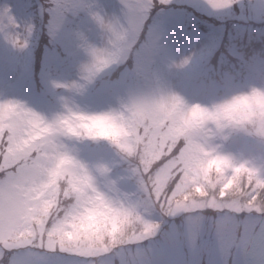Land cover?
<instances>
[{"label": "clouds", "instance_id": "1", "mask_svg": "<svg viewBox=\"0 0 264 264\" xmlns=\"http://www.w3.org/2000/svg\"><path fill=\"white\" fill-rule=\"evenodd\" d=\"M172 4L29 0L25 18L0 4V41L62 66L45 68L47 111L0 98V264H150L145 242L190 217L230 254L264 250V72L210 68L186 95L175 76L194 54L170 53L154 22ZM259 43L242 65H264Z\"/></svg>", "mask_w": 264, "mask_h": 264}, {"label": "rangeland", "instance_id": "2", "mask_svg": "<svg viewBox=\"0 0 264 264\" xmlns=\"http://www.w3.org/2000/svg\"><path fill=\"white\" fill-rule=\"evenodd\" d=\"M173 3L184 5L185 8L163 12L155 25L165 37L170 28L166 26V20H170L171 25L177 23L180 25L181 31L184 32L185 39L191 42L189 49L184 46L180 47L177 40L178 36L174 34V31L167 34L168 38L165 40L170 53L187 54L192 52L194 54L189 66L175 76L177 87L182 92L186 86L192 84L191 81L199 73L207 71L208 57L218 51L221 44L220 39L223 36L221 27L210 33L201 34V30L194 23L206 24L215 29L213 24L216 21L236 19L238 20L236 21L237 29L240 32L247 29L256 37L264 35V24L255 26L252 23L264 22V0H236L230 7L216 10L210 9L205 0H173ZM0 4H2L1 0ZM8 4L11 6L12 14L17 18H25L28 15L29 0H11V3ZM188 19L193 20V30H189L191 33L185 29ZM239 22L244 24H239ZM231 50L240 55L241 46H234ZM35 52L36 48L25 52H16L0 41V71L3 74L2 79H0V98L16 97L23 99L21 95L18 96L17 90L28 91L31 89L30 96L36 99L37 94L34 89L36 79L32 76ZM59 64L60 60L55 52H46L39 82L43 84L46 67L51 65L56 67ZM42 84L39 85V88L43 87ZM9 89H13L14 92L9 93ZM26 101L37 109L47 111L48 107L38 103V98L36 103ZM169 222H172V231H168L158 243L147 247L150 264H248L249 259H258L264 256V250L259 248L254 249L251 253L236 252L230 254L226 243L218 240L209 226L197 218L190 217L186 222L182 221V225L177 224L176 218ZM169 222L162 225L161 234L165 231V226L168 230Z\"/></svg>", "mask_w": 264, "mask_h": 264}, {"label": "trees", "instance_id": "3", "mask_svg": "<svg viewBox=\"0 0 264 264\" xmlns=\"http://www.w3.org/2000/svg\"><path fill=\"white\" fill-rule=\"evenodd\" d=\"M234 31H235L234 29H233V30H231V33H234Z\"/></svg>", "mask_w": 264, "mask_h": 264}]
</instances>
